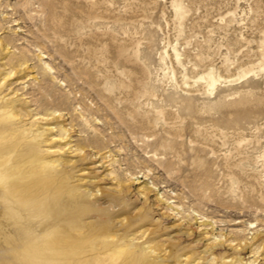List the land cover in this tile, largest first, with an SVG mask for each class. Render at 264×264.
I'll list each match as a JSON object with an SVG mask.
<instances>
[{"label": "rangeland", "instance_id": "rangeland-1", "mask_svg": "<svg viewBox=\"0 0 264 264\" xmlns=\"http://www.w3.org/2000/svg\"><path fill=\"white\" fill-rule=\"evenodd\" d=\"M5 107L15 156L202 240L190 264H264V0H0Z\"/></svg>", "mask_w": 264, "mask_h": 264}, {"label": "bare ground", "instance_id": "bare-ground-1", "mask_svg": "<svg viewBox=\"0 0 264 264\" xmlns=\"http://www.w3.org/2000/svg\"><path fill=\"white\" fill-rule=\"evenodd\" d=\"M13 119L14 109L5 107L0 114V264H190L188 254L202 240L188 242V233L162 240L165 224L152 219L151 209L130 208L119 191L76 188L60 161H44L38 144L15 156L18 144L4 143L9 136H3ZM147 220L157 229L151 242L139 243L130 229ZM159 246L167 250L164 258ZM225 264H243V259Z\"/></svg>", "mask_w": 264, "mask_h": 264}]
</instances>
